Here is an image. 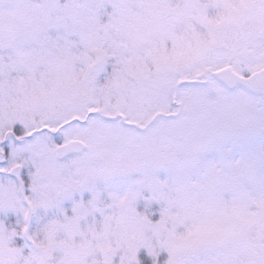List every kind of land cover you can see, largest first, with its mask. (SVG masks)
<instances>
[{
  "label": "snow or ice",
  "instance_id": "1",
  "mask_svg": "<svg viewBox=\"0 0 264 264\" xmlns=\"http://www.w3.org/2000/svg\"><path fill=\"white\" fill-rule=\"evenodd\" d=\"M0 264H264V0H0Z\"/></svg>",
  "mask_w": 264,
  "mask_h": 264
}]
</instances>
